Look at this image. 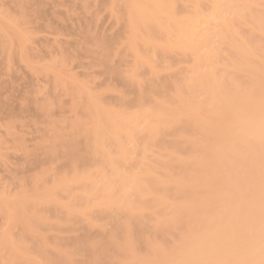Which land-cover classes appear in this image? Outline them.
Returning <instances> with one entry per match:
<instances>
[{"label": "bare ground", "instance_id": "1", "mask_svg": "<svg viewBox=\"0 0 264 264\" xmlns=\"http://www.w3.org/2000/svg\"><path fill=\"white\" fill-rule=\"evenodd\" d=\"M28 1L29 0H27V2ZM113 1H115L114 3L117 1V4H119V7L121 8V10L119 9L120 13H123V15L125 14L124 16L120 14V17L122 16L120 19L123 22L126 21L129 30L126 45L128 49L133 52V54H135L134 67L143 63L149 64V61L151 62L149 59L150 56L153 57L156 55V53H162L164 55L168 52H172L174 49L180 48L183 52L190 53L195 61L199 62L201 60L207 63L208 71L204 73H196L185 85H183V88L179 86L178 92L180 95L178 102L180 103V107L176 108L174 111H167L164 106H157L152 110L147 111L144 109L143 102H138L135 109L130 112L123 107L118 108L119 105L117 108L110 106L108 108V106L105 104L104 106L101 104L100 98L97 97L98 95L95 96V94L92 92L91 94L89 91L78 87V89H82L80 92L78 91L82 97H78V101H81L77 102L79 103V106L81 105L80 107L85 109L84 110L82 108L83 112L85 111V119L87 120H83V122H81V120L78 119L80 122H76L75 120L77 119H75L72 122L75 121L76 123H74L80 128V130L77 128L79 130L78 135L80 138L82 137L83 141L85 142L86 155L85 153L83 154L85 151H81L82 145L80 147L82 154L78 151L79 149L76 150L74 148L73 135L75 134L73 133V135L70 136L71 141H68L69 137L67 138V141L64 139L65 143H69L66 145L63 143L62 147V154L65 157L63 159H66V162H64L65 160L61 161L63 160L62 156L61 159H59L61 152L59 155L57 154L60 142L49 141L50 139L47 140V138H49L47 134V137L44 138H46L48 144L45 143L46 140L42 138V140L45 141H41L42 144L40 142L39 146L44 145L43 143H45L48 147L50 146V148L46 149L43 148V146L41 147L42 150L48 155H44V152L42 151L43 154L40 156L43 155L45 157L47 155L46 157H48V160L52 159L53 161V156L56 153L58 156L55 158L59 157L58 160L64 162V164L68 162V166H70L69 169L71 167L76 168L77 165H80L78 167L80 170L84 167L85 168L82 169L83 172L82 170L78 172V170L75 171L73 169L70 176L69 173L71 170L66 171L68 173H66L67 176H60L58 171L55 170L57 173H53L52 170L54 169L49 168L54 175L49 173L52 177L48 176L49 174H45V177H49L51 179L55 178L54 181L50 179L52 184L46 182L49 184L47 185L44 183L45 179L41 178L40 180V177L38 178L39 181L36 180L39 175L38 174L35 176V179H33L37 182L32 183L33 185L37 184L36 186H33V188L37 187L35 192L37 190L39 191V188L43 186L41 182L42 179L44 185L48 187L43 186V189L41 187L42 190L35 194L32 192V196L28 195L29 192L28 194L26 193L29 197L23 195L25 191H27L23 188V192L22 190L20 191L21 196L19 193H17L19 194V196L15 195L17 198L14 197L13 199H10L13 200V203H11V201L10 204H8L9 201L5 202V205L11 207L10 209L8 208L9 210L7 209L6 212L8 215L9 224L12 222L13 225H9L7 230L8 236L6 235L7 237L5 236L4 239H1L2 247L4 248L2 250L5 251L6 249H9L11 251L8 252L10 254L8 257L7 251L4 252L5 256L7 257L5 258V262L7 263L9 261L7 264H119L120 259H122L126 262V264H264V121L259 125L257 124L253 126L250 120V111L248 110L249 107L247 106L248 102L252 101L253 98L260 99L261 102L264 103V53H259L260 49L252 44L249 36H246L245 38L241 37L239 32L235 31L231 27V24H229L230 21H226L223 24L221 23L220 26L222 27V31L220 33V39L229 46L230 65L233 69L238 71L235 76V80L227 87H224L220 78L216 76L213 70V63H211V59L206 55H199V45L195 39V35L197 34H195V29L198 27L199 23L209 21L208 17L199 12L200 0ZM82 2L84 3V0ZM82 2L81 4H83ZM177 2L191 3V11L186 15L178 14L175 10V3ZM85 3L87 2L85 1ZM212 4L214 15L217 16L218 13L220 14V5H222V3L219 4L218 0H212ZM246 4L247 1H244L245 6ZM30 5L32 6V2ZM223 5H225V3ZM14 6L16 5L14 4ZM18 6L19 3L17 7ZM86 6L88 5L86 4ZM17 7L15 8L17 9ZM28 12H30V10ZM22 14L20 13L18 15L22 16ZM123 17H125V19ZM254 24L260 31L264 27V23L260 19H254ZM3 26L5 27V25ZM81 28H83V26ZM85 30L84 32L86 34ZM90 31L91 30L89 28V32ZM89 34L91 35V33ZM94 34L96 33L94 32ZM7 35L10 34L8 33ZM13 35L14 34L10 35L11 39ZM15 35L17 36V32ZM86 35H88V33ZM16 36L13 39H16ZM85 36L80 35V37H84L81 38L83 40L85 39ZM99 38H101L100 35L96 39L99 40ZM98 40L96 43V48L101 44L100 49L102 50V53L104 50H106L105 54H102L104 57L102 58L101 56L103 62V59H106V52H108L109 49L105 47L107 45L109 46V44L112 46L113 41L109 40L112 43L108 42L107 44L101 39L100 41ZM21 41L23 43V40ZM93 41L95 40L93 39ZM140 44L141 46L143 45V47L147 48L146 50L148 51V55L144 56L139 52L138 47ZM102 46H104V48ZM89 50L91 51V49ZM27 51L28 50L26 49V52ZM63 53L61 52L60 54L63 55ZM96 53L98 54L99 51ZM20 55L22 56V54ZM98 56L100 57V53ZM65 59H68V57ZM105 62L106 66L107 61L105 60ZM99 63L102 65L101 62ZM58 65L59 64L56 65L57 69ZM54 68L55 66L53 69ZM111 73L113 75V71ZM114 74L117 75L116 72ZM59 77L60 76L57 78L60 79L61 77ZM13 83H15V81ZM62 84L65 85L66 83L63 82L61 85ZM4 85L6 86L8 84ZM67 85L65 86L67 87ZM73 86L71 84L67 88L73 92ZM77 86L75 85L74 87L77 88ZM66 93L70 94L68 91H66ZM23 98L26 99V97ZM9 101L7 100L6 103ZM26 101L29 102L28 99ZM47 101L48 100H46L45 103ZM40 102H42V100ZM205 104L208 106V109L204 111ZM35 106L37 108L38 105L35 103ZM41 107L44 109V106ZM49 107L51 106L49 105ZM73 107V109H75V106ZM80 107H76L75 110L80 109ZM9 108L10 107H8V109ZM46 109L47 108H45V111L47 113L48 109ZM82 109H80V111ZM37 110H39V108ZM202 112L208 116L207 120H203L201 118ZM218 115H223L224 119L220 121L218 119ZM141 124H143L142 131L148 142H154L158 140L167 131L180 133L187 137H193V134L196 133L200 136V138L198 140L190 141L192 153L185 158H179L181 150L180 146L176 142L168 143L166 148L170 152V159L166 163H162L163 172L157 174L158 176H155V174L151 173L150 171H145L141 176L137 177L132 182L130 186L132 193L130 194L126 191L127 177L122 170L123 161L125 155H127L125 143L133 139L135 135H138L137 130ZM213 138L225 140L226 143L219 149L210 148V141ZM82 139H79L81 140V144L83 143ZM49 142H52L53 144L55 143L57 145L52 146V144ZM112 146L113 148H116L117 153H111L110 148H112ZM44 147L46 146L44 145ZM26 153L27 152H25V154ZM240 153H244L246 159H237L236 155ZM33 154L34 152L29 155L31 156ZM50 155L53 156L50 157ZM251 157H256L259 159L260 164H250L248 160ZM28 158L30 159V157ZM28 158H26V160ZM31 158H34V156ZM35 158L37 159V157ZM40 158L41 157H39V159ZM86 160H88L89 163H86ZM41 161L44 162V160ZM90 161H94L95 163H91ZM83 162H85L84 164L91 163L90 166H93L94 164L95 165L92 168H88V166L86 168V165H82L83 167L81 166ZM28 163L30 162L28 161ZM45 163L43 164L45 165ZM27 165L25 166L28 167ZM44 165L43 168L45 167ZM66 165H64V167L68 169ZM38 166H40V164ZM223 166L229 167L226 178L223 177V173L221 172ZM45 169L46 168H44V170ZM107 169H109L108 172H106ZM44 170L43 173L45 172ZM48 171L49 170H47V172ZM56 174L60 177H54ZM28 178L30 179V177ZM19 181L21 182V180ZM97 181L101 183L100 188L95 186ZM24 184L25 182L23 185ZM72 185H75V188ZM77 185L78 187L76 188ZM29 191L31 193V190ZM59 191H64L67 193L64 195L67 200L63 199L65 202H62L63 200L60 201L62 199L60 198L61 196L57 199L56 196L60 194H57ZM30 201L34 203H30ZM15 203H17V205H15ZM26 203L32 204L31 207ZM24 204H26V206H24ZM34 204H40L38 205L40 208ZM41 204L52 205L56 208H64L69 213V215L74 214L75 216L76 214H82L88 217L95 209L98 210V212L107 211L109 216H107V212L106 215H102L111 219L110 224L114 222L112 223L113 225H111V227H113L111 228L112 231L109 230L106 233L107 235L104 234L106 231L102 233L103 235L99 233L100 236L98 235V239L96 237L97 240L92 237L96 241H94L92 238L89 239V236L87 237L90 241H88V239L86 240L87 242L83 241L87 238L84 237L86 234L83 236L84 239H82V236H79L82 238H80L78 241L74 239L76 236H73L74 238L72 239H74V242L71 243H74L75 245H69L72 248L68 245L65 247L71 248L72 250L74 249L75 252L77 251L76 249H78L77 254L74 252V250H65L66 248L62 246V243L60 242L61 246L64 247L63 250V248L58 244L59 242L57 243L58 240H55V238L52 240L53 242L49 239L51 242H48L49 244L47 243L48 240L43 241L44 238H42L41 241L46 242L43 245L47 246L46 244H48V246H51L52 244L53 246V244L55 245L54 241H56L57 245H55V248L60 247V250H63L60 251L58 248L52 249L51 246V249L55 251L51 254H56V258H54L53 256H50V253L48 254L47 251H45V247L43 245H40V241H35L36 243L33 244H37V247L33 248L32 245L34 239L36 240L40 237V230L36 228V225L33 229L32 225L34 224V221L41 222V217L43 218V212L45 211L41 209L43 206ZM0 205L2 206L1 201ZM55 207H51V209H55ZM1 208L3 209V206ZM29 208L30 211L34 210V212L32 211L29 213ZM156 208H164L165 210H169L168 218L165 220L158 219V216H163L165 210L157 212L153 218H148L145 212L154 210ZM44 209H46V206ZM64 209H60V211L63 210L64 213ZM112 209H115L114 214L109 213ZM37 210L43 211L41 212L43 213L42 216L41 213H38V215L40 214L41 217L38 215L36 216ZM56 210H54V212ZM251 212L253 214H251ZM94 213L96 214V212ZM58 215V217H60V214ZM74 215H72V217ZM47 217L50 218V216ZM47 217L46 220L48 219ZM58 217L54 218L58 220ZM62 217L63 216L60 218ZM81 218L83 219L84 217ZM53 220L54 219L51 221L53 222ZM56 220L54 221L56 222ZM72 220L69 219L68 221L70 222ZM76 220V223L78 224L80 221H78L79 219ZM76 220H74V224ZM90 221L91 222L89 223L92 224L93 220L91 219ZM150 221H154L152 226L149 225ZM59 222H61L60 219L58 221V225ZM41 224L43 225V222ZM44 224H46V222ZM52 224L48 226H52ZM21 225L23 228H20ZM53 226L55 225L53 224ZM53 226L52 228L49 227L48 229H58L53 228ZM12 227H17L24 231V233L23 231H19L20 234L18 238L14 237L16 243H19V245L14 242V238L11 236V234H9ZM177 227L181 228L182 233L177 236V244L175 246H172L169 248V250L156 249L153 247V244H157L158 242L164 244L166 237L174 233ZM102 231L103 230H101V232ZM25 233L29 235L26 236L29 238L27 239L31 241H26L27 239L24 237ZM108 233L110 234L108 235ZM41 235L44 236L42 232ZM9 236L11 237V242ZM21 236L24 237V239L21 238ZM79 237H77V239ZM21 239L24 246L32 242L31 250L34 252L28 249L29 245L28 247L26 246L27 248L24 250L23 245L21 244ZM91 239L93 241H91ZM24 240L27 242L26 244ZM63 245H65V243ZM73 246H75L76 249L75 247L73 248ZM141 248H143V252L138 253ZM51 249L49 250L50 252L52 251ZM113 249L115 250V253L113 252ZM27 250H29L30 253L32 252L31 255H34L35 253L39 255V260L41 259L43 262L39 263V260L34 261V258L36 257L33 258V255L31 256L29 252H26ZM110 250H113L112 252L115 254V256L114 254H112L113 256L111 253L109 254ZM78 252L83 253L84 259L82 253ZM174 253H176V257L172 259V255ZM11 254L13 255L12 257H10ZM27 254H29L30 257H27ZM77 255L78 257H76ZM80 257L83 260L81 261L79 259V262L77 259ZM5 262L3 263L5 264Z\"/></svg>", "mask_w": 264, "mask_h": 264}, {"label": "rangeland", "instance_id": "2", "mask_svg": "<svg viewBox=\"0 0 264 264\" xmlns=\"http://www.w3.org/2000/svg\"><path fill=\"white\" fill-rule=\"evenodd\" d=\"M82 1L83 0H76V1L75 0H55V1L54 0H29L28 1L29 3H28L27 0H17V1L16 0H0V28H1L0 29V104H1L0 105V201L2 202V206H3V209H2L1 208L2 206L0 205L1 206L0 207L1 208L0 209V264H4L3 262L6 261L5 258H7L10 255L8 252H11L9 249H6L5 251L2 250L4 248L2 247L1 239L2 238L4 239V237L7 235V230L9 228V225L10 226L12 225V222L9 224L8 215L6 212V210L8 208L10 209L11 207H8V205H5L6 204L5 202L9 201L8 204H10V201H11V203H13V200H10V199H13L15 195L19 196L20 194L21 196L20 191L22 190L23 192V188L24 190H27V191H25V193L24 194L22 193V194L29 197V196H32L33 193L35 194L37 192H40V190L43 189V186L48 187L44 185V183L48 182L52 184L51 180L54 181L55 178H52V179L49 177L47 178L45 177L46 176L45 174H49L52 172L57 173L55 172L56 170L59 172L60 176L62 175L67 176L66 171L71 170L69 173V176H70L73 169L75 171L78 170L79 172L85 168L84 167L80 170L78 169L80 165H77L76 168L71 167L69 169L70 166H68V162L64 164V162H66V159H63L65 157L62 154L63 143L64 145L68 144L69 142L65 143V141H67L68 137H69L68 141H71L70 136H72L73 134H75L73 135L74 148L76 150L79 149L78 150L79 152L81 151L83 152L86 150L85 142L83 141L82 137L80 138V136L78 135L79 133L78 131L80 130V128L79 126L75 124L76 122H80L79 120H81V122H83V120L84 121L87 120L85 119V115H86L84 113L85 111L83 112L84 108L80 107L81 105L79 106V103H78L81 101V100L78 101L79 100L78 97H82V95L79 93L82 89L89 91V93L92 92L93 94H95V96L98 95L97 97L100 98L101 104H103V106L105 104L106 106H108V108L109 106L113 108L114 107L117 108V106L119 105L118 108L123 107L124 109L130 112L135 109L136 104L138 102H143L144 109L147 111L152 110L153 108L157 106H164L167 109V111H174L176 108L180 107V103L178 102L179 95H180L178 92L179 86L183 88V85H185L196 73H204L208 71L207 63L201 60L199 62L195 61L193 59V56L190 53H187V52L185 53L180 48L174 49L172 52H168L167 54H164V55L162 53H156V55H154L153 57L150 56L149 59L151 60V62L149 61V64L143 63V64H139L136 67H134L135 65L134 55L135 54H133V52H131L126 45L129 30H128L126 21H124L125 22L124 24V22L120 19L122 17V16L120 17V14L123 15V13H120L119 9L121 10V8L119 7V4H117V1L116 3H114L115 1L113 0H84V3ZM85 1L87 3H85ZM244 1H247L246 6L244 5ZM17 2L19 3L18 7H17L18 5ZM20 2H23V3H20ZM31 2H32V6L30 5ZM81 2L84 4V6L83 4H81ZM218 2L219 4L222 3V5H220V11H219L220 14L218 13V15L216 16L214 15V12H213L212 0H200L199 12L203 14L204 16L208 17L209 21L198 24V27L195 29V34L197 33L195 35V39H196L197 44L199 45V49H198L199 55L200 56L206 55L211 59V63H213V70L216 76L220 78L221 82L223 83V86L227 87L230 83H232L235 80V76L238 73V71L233 69L230 65L229 46L227 45V43L222 42L220 39V33L222 31V27L220 25L221 23L223 24L226 21H230L229 24H231V27L235 31L239 32L241 37L245 38L246 36H249L252 44L260 49L259 53H264V27L260 31L257 29V27L254 24V19H260L264 23V0H218ZM224 3L225 5H223ZM14 4L16 6H14ZM22 4H23V7H22ZM86 4L88 6H86ZM15 7H17L18 11ZM27 7H29L30 9ZM191 9H192L191 3H187V2L175 3V10L180 15H186L188 12L191 11ZM29 10L30 12H28ZM20 13L21 14L23 13L24 15L22 14V16L21 15L19 16L18 14ZM123 18L125 19V17ZM3 25H5V27ZM82 26L83 28H81ZM89 28L91 30L90 32H89ZM84 30L86 31V34L88 33V35L85 34ZM15 31L17 32V36L15 35L16 33ZM94 32L96 34H94ZM8 33L10 35L14 34L12 36V39L10 35H7ZM89 33H91V35ZM98 33L101 36L99 40L96 39L99 37ZM80 35L82 36L86 35L85 39L84 40L81 39L84 37H80ZM15 36L19 38L18 39L16 38L17 40L13 39ZM89 36L91 37V39ZM93 39L95 41H93ZM100 39L103 40V42H106L107 44L108 42L112 43L110 41H113L112 46L111 44H109V46L107 45L105 47L109 49H108V52H106V59L104 58L103 62H102V58L104 56H102V54H105L106 50H104V52L102 53V50L100 49L101 44L100 46L96 48L97 40L100 41ZM107 39H109L110 41L109 40L106 41ZM18 40L20 41L23 40V43L22 41L20 42ZM92 44H93V47H92ZM104 46L102 47L104 48ZM86 47H89V48H86ZM138 48H139V52L142 55L144 56L148 55V51L146 50L147 48L143 47V45L141 46L140 44ZM26 49L28 50L27 52H26ZM89 49H91L92 52ZM23 51L26 54H24ZM60 51L62 53L64 51L63 55L60 54L61 53ZM93 51L94 52L99 51L100 57L98 56L99 53L97 54L96 52L94 53ZM67 52L69 55L67 54ZM20 54H22V56ZM67 57L68 59H65ZM107 57H108V60H107ZM60 58H62L64 61ZM96 59L97 61L99 59V61L97 62ZM105 60L107 61L106 66H105L106 64ZM99 62H101L102 65ZM57 64H59L58 69L56 66ZM53 65L55 66L54 69L56 70L53 69L54 67ZM112 71H113V75L111 73ZM115 72L117 73V75L114 74ZM241 74H244V73H241ZM58 76H60L61 78L59 77L60 79H58L57 78ZM12 78H14L15 80ZM2 80H5V81H2ZM61 80L66 83L65 85L68 84L67 87L71 84L73 86L74 83L76 86L78 85L77 88L74 87L75 85L73 86L72 91L74 93L71 92L70 89H68L64 84L61 85V83H63ZM14 81L15 83H13ZM4 84H8V85L5 86ZM9 86H10V90H9ZM64 87H66L67 89ZM78 87H81L82 89L79 88L80 89L79 90ZM76 90L77 92L78 91L79 92L77 93ZM66 91H68L70 94L66 93ZM27 95L28 97L29 96L30 97L28 98ZM23 97H26V99ZM6 99L10 101L6 103L7 101ZM27 99L29 102L26 101ZM41 100L42 102H40ZM46 100H48L46 102L47 104L45 103ZM4 103L6 104L9 103L10 105L9 104L6 105ZM35 103L38 105L37 108L35 106ZM49 105L51 107H49ZM23 106H26V107H23ZM41 106H44V109ZM73 106H75V109L76 107L77 108L80 107V109L82 108L83 109L81 111L80 109L75 110L73 109L74 108ZM247 106L249 107L248 110L250 111V120L253 126L257 124L259 125L261 122L264 121V103H262L260 99L253 98L252 101L248 102ZM8 107L10 108L8 109ZM4 108H6L7 111ZM38 108L39 110H37ZM45 108H47L48 111L50 110L51 112L47 111L46 113ZM42 109L45 111V113ZM207 109H208V106L205 104L204 111ZM201 118L203 120L204 119L207 120L208 116L204 112H202ZM218 119L221 121L224 119V116L218 115ZM73 120H75L76 122L75 121H74L75 123L72 122ZM142 126L143 124H141L137 130L138 135H135L133 139L125 143L127 155H125L123 165H122V170L127 177L126 191L130 194L132 193L131 192L132 189L130 187L132 182L137 177L141 176L145 171H150L151 173L155 174V176H158L157 174L163 172L162 163H166L170 159V152L166 148L168 143L176 142L180 146V150H181L179 158H185L191 155L192 153L190 141L198 140L200 138V136L196 133L193 134V137H187L180 133H174L172 131H167L158 140L154 142H148L142 131ZM46 134L47 136H49L47 140L50 139L49 141L60 142V145L58 144L59 148L57 151L58 155L61 152L59 156L60 158L59 157L55 158L56 156H58L56 153L54 156L50 155V157L53 156V159H54L53 161L52 159H49V160L47 159L48 157L46 156L48 154L44 152L41 148L42 146L45 149L50 148V146L48 147L45 144V143L48 144L46 138H44V137H47ZM78 137L79 139H82V142H83L82 144L80 143L81 140H79ZM42 138H44L46 141L42 140ZM41 141L42 142L45 141V143L43 144L46 147H44V145L39 146ZM49 143L52 144V146L57 145L55 143L53 144L52 142H49ZM225 143H226L225 140H218L217 138H213L210 141L209 147L213 149L214 148L219 149L221 146L223 147ZM80 147L82 148L81 151H80L81 149ZM110 150L112 154L117 153L116 148H113V146L112 148H110ZM42 151L44 152V155L47 154L45 157L43 155L40 156L41 154H43ZM25 152L27 153L25 154ZM30 152L31 153L34 152V154L30 156L29 155L31 154ZM84 153L86 155V151L83 152V154ZM33 156L34 158H31ZM61 156L63 159L61 161L65 160L64 162H61L60 160H58V158L61 159ZM25 157L26 158L30 157L31 160L29 158H28L29 160L28 159L26 160ZM35 157H37V159ZM39 157H41L40 159L44 160V162L41 161ZM236 158L239 160L246 159L244 153L237 154ZM24 161H26L28 165ZM28 161L30 163H28ZM86 161H87L86 163H89L88 160ZM90 162L95 163L94 161H90ZM248 162L253 165L260 164L259 159H257L256 157H251L248 160ZM43 163H45V165ZM84 163L85 162H83L81 166L86 165V168L87 166L88 168H92L95 165L94 164L93 166H90L91 163L90 164H84ZM24 164L27 165L28 167H26ZM39 164L41 167L38 166ZM43 165L45 166L44 168H46L45 170L43 168ZM64 165H66L68 169H66ZM49 168L51 169L53 168L54 170H52L51 172V169ZM43 170L45 172H47V170L49 171L47 173L45 172L43 173ZM108 170L109 169H107L106 172H108ZM228 170H229V167L227 166L222 167L221 172L223 173L224 178L227 177ZM41 173L43 174V177ZM37 175L38 177L36 180L39 181L38 179L39 177H40V180L41 178L45 180H44V183H43V179L41 181L43 186L40 185L41 182L39 183L42 189L40 187L39 188L40 190L39 191L37 190L35 192L37 187L33 188V186H36L37 184L33 185L32 183L37 182L36 180H33L35 179V176ZM59 175L56 174L54 177L56 176L60 177ZM48 176H50V174ZM16 177L18 178L21 177V178L18 179ZM28 177H30V179ZM19 180H21V182ZM46 180H50V181H46ZM24 182L25 184L23 185ZM72 186L75 188V185H72ZM95 186L97 188H100L101 183L97 181ZM77 187L78 185L76 186V188ZM29 190H31V193ZM59 193L60 194L64 193V194L60 195ZM57 194H59L58 196H56L57 199L60 196H61L60 198H62L61 200L59 199L60 201H62L63 199L67 200L64 196L67 193H65L64 191H59ZM15 198H17V196ZM65 200H63L62 202H65ZM30 203L33 204L34 202L30 201ZM26 204H24V206H26ZM32 204L28 203L27 205H30L31 207ZM15 205H17V203H15ZM38 205L40 204H36L35 206L38 207ZM45 206H46V209H44ZM42 207L41 209H43V211L45 212H43L42 210L39 211L40 210L39 209L36 212L37 214L33 213V214H36V216L38 215V213H41V212L44 213L43 218L41 217L43 213H41V216L40 214L38 215L42 219L41 222L40 221L38 222L36 220L37 222L34 221V224L32 223L33 229L35 228L34 226L36 225V228L40 230L39 238L41 239L37 238L39 240L37 239L35 240L33 238L34 239L33 243L30 242V244H28L29 245L28 249L30 250L32 248L31 243L32 245L35 244L36 243L35 241H40L41 243L40 245L42 246L43 244L46 243L43 241L48 240L47 241L48 243L54 240L55 238V240L56 239L58 240L57 243L59 242L58 244L60 245V247L62 246L65 247L67 245L72 246L74 243L72 244L71 242H74V239L78 241L85 234L86 235L84 237L89 236V239L92 237L94 239H96L97 237L98 239L99 238L98 235L100 236V234H102L104 231H106L104 232V234H106L109 230H111V228H113L111 227V225H113L112 223L114 222L110 224L111 219L103 216V215H106L107 211L98 212V210L95 209L96 211L95 210L93 212L91 211L92 213L90 212L91 214L88 217H86L82 214H81L82 216L80 214H76V216L74 214L69 215L66 209L59 208L58 206H57L58 208L52 205H43ZM51 207L52 208L55 207V209H51ZM60 209H64L65 212L63 213V210L60 211ZM54 210L56 211L54 212ZM164 210H165L164 208H156L151 211H146L145 214L147 215L148 218H153V216L157 212L164 211ZM32 211L34 212V210ZM32 211H30V208H29L28 212L30 213ZM57 211H58V214H60V217L63 216L64 218H66L67 216L66 218L67 220L64 219L63 217H62L63 219L58 217L59 215L57 214ZM46 212H49V213H46ZM94 212H96V214ZM97 212L99 215L97 214ZM109 213L114 214L115 209H112ZM251 214L253 213L251 212ZM72 215L74 216L72 217ZM100 215L103 217H101ZM44 216L46 217L50 216V218L47 217L48 219L46 220V217ZM53 216L55 218L58 217V220H56ZM107 216H109L108 212H107ZM168 216H169V210H165V212L163 213V216L162 217L158 216V219L165 220L168 218ZM75 217L76 219H79L78 221H80L78 224L76 223L77 220L75 219ZM81 217H84V218L82 219ZM52 219L56 220V222L54 220L52 222L51 221ZM59 219L61 222H59V225H58ZM69 219L76 220L75 224H74V220H72L73 221L72 223V221L70 222L68 221ZM91 219L93 220L92 224L89 223L91 222L90 221ZM65 220H66V223H65ZM49 221L52 222L55 226H53V224L50 223ZM42 222H43V225L45 226L41 224ZM45 222L46 224H44ZM36 223L40 225H37ZM49 223L52 224L53 228L55 229L58 228L57 229L58 231L54 229L50 230L52 226H48L50 225ZM153 224H154V221L149 222L150 226H152ZM49 227L51 228L48 229ZM20 228H23V226L21 225ZM20 228L12 227V229H10V233L9 232L8 233L11 234L13 238L14 237L18 238L20 232L23 231ZM101 230L103 231L101 232ZM39 232H35V233H39ZM41 232L44 236L41 235ZM180 233H182V230L180 227H177L174 233L166 237L164 244H161L160 242H158L157 244H153V247L156 249L169 250V248L177 244V236ZM109 234L110 233H108V235ZM26 235L29 236L28 234L25 233L24 235V237H26L25 239L28 238ZM73 236L74 237L76 236V238H74ZM79 236H82V237H79ZM24 237L21 236V238L23 239ZM77 237L79 238L77 239ZM84 237L82 239H84ZM10 238L11 237L9 236V239ZM15 238H14V242L16 243ZM42 238H44L43 241H41ZM28 239L26 241H31ZM87 239L88 237L84 239L83 241H86ZM89 239L88 241H90ZM92 239L91 241L94 240ZM10 242H11V239H10ZM60 242L62 243V246ZM26 243L27 242H25V244ZM54 243L55 245H57L56 241H54ZM64 243L65 245H63ZM16 244L19 245V243H16ZM21 244L23 245L24 250L25 248L28 247V245H26L27 247L24 246L23 241L21 242ZM48 244H46L47 246L43 245L45 247L44 248L45 251H47L48 254L50 253V256H53L54 258H56V254H51L55 252L54 250H52L53 248H55V245L53 244L54 246L53 247L51 244L52 246V249H51V246L50 245L48 246ZM36 245H33V248L38 246ZM60 247L59 248L57 247L58 250H60ZM64 247H62L63 250H64ZM74 247L75 246H73V248ZM71 248H66L65 250L70 251L72 250ZM50 249L52 250L51 252L49 251ZM76 250L78 251V249ZM113 250H110L109 254L110 253L111 255L114 254L115 250L114 251ZM6 251L8 253V255L6 254L7 257L5 256V253H4ZM77 251L75 252L74 250L76 254H77ZM26 252L28 253L29 250H27ZM82 252H78V253H82ZM142 252H143V248H141V250L138 253H142ZM31 253L29 252L30 255ZM29 254H27L26 256L30 257ZM35 254L34 255L32 254L33 258L36 257L34 258V261L39 260V255L36 254L38 256L37 257ZM78 255L76 257H78ZM12 256L13 255L11 254L10 257ZM82 256H83V253H82ZM175 257H176V253L172 255V259H174ZM79 259L82 261L84 259V256H83V259L80 257L77 259V261H79ZM40 262L42 263L43 261H41L40 259L39 263ZM7 263L5 262V264ZM119 264H126V262L120 259Z\"/></svg>", "mask_w": 264, "mask_h": 264}]
</instances>
